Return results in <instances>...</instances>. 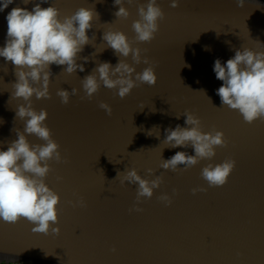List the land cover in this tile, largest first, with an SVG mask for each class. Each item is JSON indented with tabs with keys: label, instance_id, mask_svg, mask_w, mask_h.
I'll return each mask as SVG.
<instances>
[{
	"label": "water",
	"instance_id": "water-1",
	"mask_svg": "<svg viewBox=\"0 0 264 264\" xmlns=\"http://www.w3.org/2000/svg\"><path fill=\"white\" fill-rule=\"evenodd\" d=\"M36 3L40 0L27 5L13 0L0 11V47L6 42L8 12L16 6L31 11ZM51 3L61 18L81 6L94 7L99 15L87 32L90 39L94 33L95 40L78 54L77 63L85 70L68 74L63 72L66 66L52 64L51 98L32 97L36 110H47L45 123L67 158L49 161L52 170L45 178L60 196V233L33 232L34 225L23 218L14 224L0 220V263L264 264V120L249 124L238 110L222 106L216 89L223 81L213 71L217 58L226 63L236 49L264 50V0H244L243 7L235 0H179L175 8L170 0H157L165 13L159 30L151 41L133 44L147 49L141 54L154 62L156 84L138 83L123 99L101 84L90 100L81 99V79L99 62L115 66L121 58L103 41L104 31L111 27L133 39L138 3L147 0H124L130 11L126 19L114 15L120 6L113 0H47L41 7ZM126 59L134 63L131 56ZM147 66L141 62L136 71ZM15 80L14 65L0 57L2 150L25 123L15 117L19 104L26 103L11 96ZM59 88H77L79 93L62 104L56 95ZM101 101L111 105V116L99 107ZM186 110L200 118L203 131L222 130L227 145L216 148L212 161L201 160L186 171L162 169V158L177 151L195 154L191 146L172 148L165 143L166 128L186 126ZM28 139L44 143L34 135ZM226 158L236 161L228 182L209 187L200 175L202 168ZM132 167L148 179L163 175L153 196L141 201V212L129 211L137 185L115 179L118 171ZM149 168L155 170L152 176ZM199 186L206 191L193 194ZM163 192L172 197L171 205L158 199ZM80 197L85 207L71 203Z\"/></svg>",
	"mask_w": 264,
	"mask_h": 264
},
{
	"label": "clouds",
	"instance_id": "clouds-1",
	"mask_svg": "<svg viewBox=\"0 0 264 264\" xmlns=\"http://www.w3.org/2000/svg\"><path fill=\"white\" fill-rule=\"evenodd\" d=\"M22 2L27 5L31 0ZM235 2L238 7L245 5L244 0ZM12 3L13 0H2L0 11ZM42 3H47V0H40L31 11L25 7H13L6 16V42L0 47V57L15 67L16 80L12 83L14 91L11 96L22 98L26 103L19 104L15 112L16 118L25 121L23 130L16 129L17 138L8 142L7 150L0 149V220L14 224L23 218L34 225L33 232L59 235L57 206L60 196L46 183L45 178L52 170L49 161L61 163L67 162V158L62 155L60 145L53 139L51 129L45 123L47 110H36L32 106V97L51 98L52 64L66 66L63 72L68 74L76 73L77 69L81 72L85 70L84 64L77 63L80 58L78 54L85 45L95 40V34L90 39L87 32L93 27L94 18H99V15L94 7L81 6L72 14L61 18L60 10L54 3L41 7ZM113 3L120 6L114 13L117 18L126 19L130 15L124 0H113ZM128 3H138V0H128ZM170 6L178 7L179 0H170ZM256 7H260V4ZM138 15L140 18L132 23L135 36L131 40L123 31L111 27L104 31L103 41L121 58L115 66L107 61L99 62L90 74L81 79L84 90L81 99H92L101 84L108 89L117 90L116 95L121 99L129 95L138 83L156 84L154 62L141 54L147 49L133 47V44L151 41L159 30V21L164 18L165 13L157 0H147L146 4L138 3ZM129 56L134 63L127 61ZM83 59L87 61L89 57ZM141 62L148 66L138 72L135 65ZM213 71L216 78L223 81L216 89L222 106L238 110L246 123L264 120V50L257 51L249 47L236 49L234 57L229 58L226 63L217 58ZM78 93L77 88H71V91L59 88L56 91L62 104H68L70 97ZM99 107L111 116L110 104L101 101ZM183 116L186 126L177 124L175 128H166L165 143L172 148L191 146L195 154L177 151L167 160L162 158V169L186 171L201 160L212 161L216 148L227 145L222 130L205 132L200 118L193 112L186 110ZM176 117L179 119L180 116ZM30 135L38 137L44 143H30ZM180 165L184 166L183 169H180ZM235 165L236 161L232 158H226L220 163L210 162L202 168L200 175L209 187H221L228 182ZM146 171L149 176L155 172L151 168ZM117 177L122 185L125 182L137 185L135 203L129 209L130 212L143 211L141 201L150 199L154 189L159 188L163 182V175L148 179L142 177L135 167L127 168L124 172L118 171L115 179ZM199 191L206 189L202 186L192 189L193 194ZM158 199L166 205L172 203V197L167 192L161 193ZM71 203L74 206H86L83 197ZM112 251H116L115 247ZM8 264L14 262L8 261Z\"/></svg>",
	"mask_w": 264,
	"mask_h": 264
},
{
	"label": "trees",
	"instance_id": "trees-1",
	"mask_svg": "<svg viewBox=\"0 0 264 264\" xmlns=\"http://www.w3.org/2000/svg\"><path fill=\"white\" fill-rule=\"evenodd\" d=\"M0 264H8V263L3 262V263H0ZM14 264H25V263H14Z\"/></svg>",
	"mask_w": 264,
	"mask_h": 264
}]
</instances>
